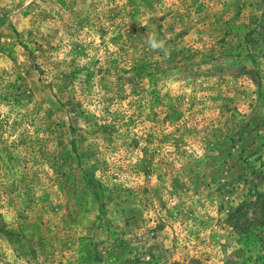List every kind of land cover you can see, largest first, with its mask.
Here are the masks:
<instances>
[{"label":"rangeland","instance_id":"obj_1","mask_svg":"<svg viewBox=\"0 0 264 264\" xmlns=\"http://www.w3.org/2000/svg\"><path fill=\"white\" fill-rule=\"evenodd\" d=\"M252 186L264 0H0V264H264Z\"/></svg>","mask_w":264,"mask_h":264},{"label":"trees","instance_id":"obj_2","mask_svg":"<svg viewBox=\"0 0 264 264\" xmlns=\"http://www.w3.org/2000/svg\"><path fill=\"white\" fill-rule=\"evenodd\" d=\"M264 217V187L257 190L250 187L243 199L226 214L225 222L235 233L247 232ZM179 264V262H174ZM181 264V263H180ZM182 264H202L196 258H190Z\"/></svg>","mask_w":264,"mask_h":264},{"label":"clouds","instance_id":"obj_3","mask_svg":"<svg viewBox=\"0 0 264 264\" xmlns=\"http://www.w3.org/2000/svg\"><path fill=\"white\" fill-rule=\"evenodd\" d=\"M149 47L153 50H164L167 54V50L165 49V42L163 40H157L154 35H150L147 41Z\"/></svg>","mask_w":264,"mask_h":264}]
</instances>
